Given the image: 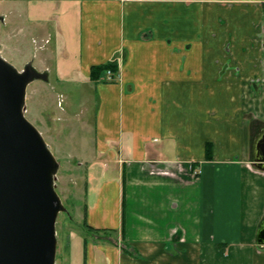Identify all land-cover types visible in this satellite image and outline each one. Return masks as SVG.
<instances>
[{"label":"crops","instance_id":"crops-1","mask_svg":"<svg viewBox=\"0 0 264 264\" xmlns=\"http://www.w3.org/2000/svg\"><path fill=\"white\" fill-rule=\"evenodd\" d=\"M37 3L29 19H64L61 47L99 99L84 224L114 233L88 231L73 254L83 245L85 264H264V169L253 157L264 0ZM116 59L113 82L90 79Z\"/></svg>","mask_w":264,"mask_h":264},{"label":"rangeland","instance_id":"rangeland-1","mask_svg":"<svg viewBox=\"0 0 264 264\" xmlns=\"http://www.w3.org/2000/svg\"><path fill=\"white\" fill-rule=\"evenodd\" d=\"M56 1L0 0V13L5 16V20L0 21V52L20 70L31 60L38 69L47 70L48 58H54L49 59V67H52L49 81L36 80L29 84L25 113L43 133L60 163L56 189L68 212H61L57 219L56 264H84L83 245L79 256L73 254V247L77 246V241L84 238L86 242L90 238L84 224L88 200L86 181L87 168L96 161L93 150L99 99L94 83L87 81L73 66L77 58L75 51L71 52L64 40L65 48L61 47L58 29L64 19L60 23L58 19L49 21V24L54 22V26L44 27L32 21L41 19L40 16L29 19L28 11L36 2L52 7ZM32 25H37V30ZM48 28L50 34L46 36ZM49 47L56 49L54 55L48 52ZM68 51L71 57L66 61ZM107 74L108 82H113L112 71L108 70Z\"/></svg>","mask_w":264,"mask_h":264},{"label":"water","instance_id":"water-1","mask_svg":"<svg viewBox=\"0 0 264 264\" xmlns=\"http://www.w3.org/2000/svg\"><path fill=\"white\" fill-rule=\"evenodd\" d=\"M49 77L32 60L20 70L0 52V264H56L57 219L68 212L56 189L60 163L25 113L29 84ZM253 157L264 169V130Z\"/></svg>","mask_w":264,"mask_h":264},{"label":"trees","instance_id":"trees-1","mask_svg":"<svg viewBox=\"0 0 264 264\" xmlns=\"http://www.w3.org/2000/svg\"><path fill=\"white\" fill-rule=\"evenodd\" d=\"M112 71L113 75L114 76L115 74L118 73L119 71V63H118V59H116L115 61L113 62H109V63H105V64H100V65H94L92 68H91V73H90V79L97 83V82H100V81H109L107 79V71ZM115 77V76H114ZM207 157L208 159H211L212 157V144L209 142L208 143V148H207ZM194 167H195V163H193ZM85 228L88 230V231H93L95 233H102V234H113L114 233V230L112 229H95V228H92L90 226H88L87 224H85ZM85 264V262H84Z\"/></svg>","mask_w":264,"mask_h":264}]
</instances>
